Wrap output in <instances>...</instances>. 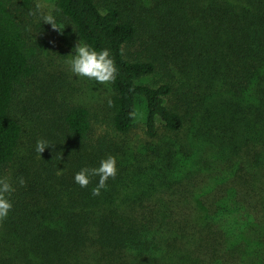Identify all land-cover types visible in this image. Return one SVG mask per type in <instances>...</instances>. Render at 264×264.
<instances>
[{"label": "trees", "instance_id": "16d2710c", "mask_svg": "<svg viewBox=\"0 0 264 264\" xmlns=\"http://www.w3.org/2000/svg\"><path fill=\"white\" fill-rule=\"evenodd\" d=\"M106 1L55 6L81 42L115 61L112 131L132 130L141 98L148 137L162 127L188 138L139 153L150 164L133 170L111 137L93 138L86 107L50 118L42 170L17 171L25 186L10 199L0 264H264V0H146L140 23ZM21 9L0 0V177L17 170L14 104L41 50ZM139 25L152 45L128 57ZM163 58L179 63L184 80L164 67L166 82L146 81ZM108 156L117 174L100 195H92L98 177L85 188L74 182Z\"/></svg>", "mask_w": 264, "mask_h": 264}, {"label": "rangeland", "instance_id": "374dc122", "mask_svg": "<svg viewBox=\"0 0 264 264\" xmlns=\"http://www.w3.org/2000/svg\"><path fill=\"white\" fill-rule=\"evenodd\" d=\"M14 1L22 7V17L28 25L32 42L38 44L41 50L35 60L37 71L32 78L27 80L25 89L21 90L14 104L13 115L21 123L23 131L19 150L12 167L17 170L14 171L11 168L13 171L8 172L7 175L15 189L10 199L15 200L13 194H19V187L22 189L25 186L21 187L15 181L17 171L35 174L34 172L37 170L38 174L42 170L40 163L46 149L39 155L35 151L36 142L44 140L46 128L50 123L49 119H57L61 112L69 107H86L92 117L93 138H103L105 135L111 137L114 145L117 146L116 150L120 153V159L124 163H133L135 165L133 170L138 169V166L141 167V164L149 165L150 163L145 162L146 157L142 156L161 143L173 140L177 144L178 141L182 142L188 138L186 134L189 131H185L177 138L173 134L164 133L162 127L159 128V138L151 139L148 137L144 120L145 103L141 98L137 102L136 121L132 130L126 135L114 133L110 127V111L108 109V100L114 94L111 83L101 85L94 80L75 77L69 70L68 61L71 59V55H74L73 49L77 42H83L76 36L74 27L56 13V0H29L28 3L26 0ZM106 2L120 6L139 23L140 14L145 9L143 7L148 5L146 0H107ZM37 4L43 6L45 13L50 12L55 16L57 25L62 30L61 33L53 31L50 25L41 22L38 15H30L35 11ZM153 35L146 34L139 25L138 38L127 48L128 57H136L142 51L150 49L149 44L152 45ZM166 58H163V61L158 64L159 69L154 75L146 79L148 83L166 82L164 67H173L176 76L180 79L185 78L182 77L181 73L179 74V63L174 60L175 66H172L170 60ZM177 82L178 79L175 78L176 87L182 91L180 93H186L189 89L188 84L185 82L179 88V82ZM174 97L176 98V96ZM183 111L186 113V110L183 109ZM191 151L196 153V146ZM139 153H143V155L140 156ZM23 168L26 170L21 171ZM127 172L133 171L128 169ZM9 215L10 213L8 217ZM8 217L0 221V256L7 253L5 239L7 237Z\"/></svg>", "mask_w": 264, "mask_h": 264}, {"label": "clouds", "instance_id": "9594fccd", "mask_svg": "<svg viewBox=\"0 0 264 264\" xmlns=\"http://www.w3.org/2000/svg\"><path fill=\"white\" fill-rule=\"evenodd\" d=\"M30 15H38L41 22L51 26L53 31L61 33L62 30L57 25L56 18L50 12L45 13L41 4L36 5L34 12ZM74 55L68 61L69 70L75 77L94 80L101 85L110 84L115 81L118 69L115 61L108 49L95 50L88 44L77 42L74 49ZM53 147L46 140H38L35 145V151L40 155L46 148ZM117 174L116 158L108 156L99 162L98 167H84L74 175V182L81 188H85L91 182V179L98 177V183L92 189V195H100L101 190L107 188V181L114 179ZM19 185H25L24 179H19ZM15 191L10 178L0 177V221L7 219L12 209L10 201L11 194Z\"/></svg>", "mask_w": 264, "mask_h": 264}]
</instances>
